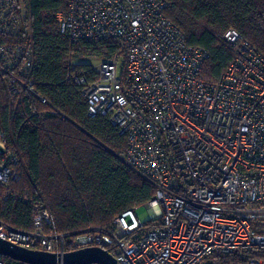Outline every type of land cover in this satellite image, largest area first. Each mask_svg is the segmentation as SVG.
<instances>
[{"label":"built area","instance_id":"built-area-1","mask_svg":"<svg viewBox=\"0 0 264 264\" xmlns=\"http://www.w3.org/2000/svg\"><path fill=\"white\" fill-rule=\"evenodd\" d=\"M166 5L67 0L56 18L71 42L111 40L116 47L91 65L95 79L76 74L72 61L67 78L82 88L88 116H106L125 137L119 158L154 187L144 204L153 210L150 219L141 221L131 207L107 225L57 233L43 201L8 188L22 163L0 134L3 199L32 209L28 230L0 218L1 240L59 254L99 247L118 264H219L213 255L252 251L261 255L236 264H264V55L228 28L223 39L235 48L234 59L218 79L201 78L209 53L186 42ZM27 16L28 0H0V38L23 34L26 41L0 39V74L13 95L34 94L44 103L29 77Z\"/></svg>","mask_w":264,"mask_h":264},{"label":"trees","instance_id":"trees-1","mask_svg":"<svg viewBox=\"0 0 264 264\" xmlns=\"http://www.w3.org/2000/svg\"><path fill=\"white\" fill-rule=\"evenodd\" d=\"M165 16L185 35L186 42L209 53L201 78L216 80L234 59L235 48L223 39L236 29L264 55V0H165ZM67 0H28L27 22L32 49L29 77L32 90L44 98L9 90V77L0 74V134L11 153L21 159L22 175L8 188L27 191L48 207L57 233L88 226H103L131 207L147 203L154 187L119 158L126 140L106 116L90 117L81 87L67 78L68 63L89 81L96 78L91 64L76 60L108 59L116 47L111 40L71 42L59 31L57 14ZM24 44L23 34L0 38ZM18 80L23 75L13 68ZM0 218L15 227L30 229V204L3 199ZM111 252V251H110ZM261 253L213 255L219 264H236ZM5 264H24L3 257Z\"/></svg>","mask_w":264,"mask_h":264},{"label":"water","instance_id":"water-1","mask_svg":"<svg viewBox=\"0 0 264 264\" xmlns=\"http://www.w3.org/2000/svg\"><path fill=\"white\" fill-rule=\"evenodd\" d=\"M0 254L24 264H118L110 252L99 247H86L59 254L23 248L0 239Z\"/></svg>","mask_w":264,"mask_h":264},{"label":"rangeland","instance_id":"rangeland-1","mask_svg":"<svg viewBox=\"0 0 264 264\" xmlns=\"http://www.w3.org/2000/svg\"><path fill=\"white\" fill-rule=\"evenodd\" d=\"M22 8L24 9V12H27V4H22ZM101 58H93V57H85V58H81L76 60L77 62H84V63H89L91 65L98 63V61H100ZM152 212L153 210L151 208H148L144 205L139 206L136 209V214L138 215L139 219L141 221H147L150 219V217L152 216ZM264 230V229H262Z\"/></svg>","mask_w":264,"mask_h":264}]
</instances>
